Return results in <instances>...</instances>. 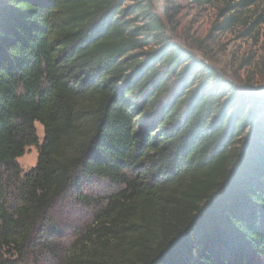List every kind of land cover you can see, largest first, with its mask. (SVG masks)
I'll use <instances>...</instances> for the list:
<instances>
[{
  "label": "trees",
  "instance_id": "1",
  "mask_svg": "<svg viewBox=\"0 0 264 264\" xmlns=\"http://www.w3.org/2000/svg\"><path fill=\"white\" fill-rule=\"evenodd\" d=\"M189 1L219 4L212 31L242 36L264 11V0ZM30 145L38 158L22 171ZM85 180L115 189L87 198ZM72 189L93 211L62 251L49 210ZM44 253L58 264L264 257V92L172 41L151 0H0V264Z\"/></svg>",
  "mask_w": 264,
  "mask_h": 264
},
{
  "label": "rangeland",
  "instance_id": "2",
  "mask_svg": "<svg viewBox=\"0 0 264 264\" xmlns=\"http://www.w3.org/2000/svg\"><path fill=\"white\" fill-rule=\"evenodd\" d=\"M152 11L163 20L167 34L172 41L179 42L197 58L207 61L226 78L240 88L264 92V11L259 8L251 11L249 23L261 19L253 25L251 36H242L243 28L225 32L212 31L218 19V5H197L189 0H151ZM39 144L43 140V127L35 123ZM38 146L25 148L22 156L16 159L22 171L32 168L38 158ZM79 191L87 198L109 194L115 187L105 180L82 181ZM92 204L76 198V189L65 192L49 210V216L59 225V236L55 239L60 250L64 251L77 232L91 220ZM233 260V258H232ZM239 264L231 261L229 264ZM23 264H58L52 254L31 256ZM243 264H264L261 259H249Z\"/></svg>",
  "mask_w": 264,
  "mask_h": 264
}]
</instances>
